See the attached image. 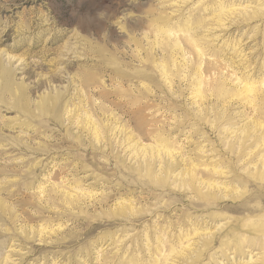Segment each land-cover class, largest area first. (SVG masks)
<instances>
[{
  "label": "rangeland",
  "instance_id": "374dc122",
  "mask_svg": "<svg viewBox=\"0 0 264 264\" xmlns=\"http://www.w3.org/2000/svg\"><path fill=\"white\" fill-rule=\"evenodd\" d=\"M263 150L264 0H0V264H264Z\"/></svg>",
  "mask_w": 264,
  "mask_h": 264
},
{
  "label": "bare ground",
  "instance_id": "6f19581e",
  "mask_svg": "<svg viewBox=\"0 0 264 264\" xmlns=\"http://www.w3.org/2000/svg\"><path fill=\"white\" fill-rule=\"evenodd\" d=\"M256 14V13H255ZM246 87H248L247 85H246ZM249 89H251V87H248ZM248 89V90H249ZM262 147V146H261ZM264 151V150H263ZM262 157L264 158V156L262 155ZM261 161H262V159H261ZM264 161V160H263ZM263 163V162H262ZM263 165V164H262ZM261 165V167H263ZM260 167V166H259ZM260 167V168H261ZM260 168H259V170H260ZM262 169V168H261ZM253 175V174H252ZM251 175V176H252ZM257 176H258V174H257ZM254 182V181H253ZM260 189V188H259ZM243 197V196H242ZM264 198V197H263ZM204 199H206V198H204ZM209 199V198H208ZM243 199V198H242ZM211 200V199H210ZM215 200V199H214ZM264 202V201H263ZM215 204H216V202H215ZM245 206V205H244ZM244 206H242V207H244ZM247 208V207H246ZM241 210V209H240ZM249 210V209H248ZM252 210V209H251ZM243 211V210H242ZM245 211V210H244ZM256 211V210H255ZM249 213V212H248ZM254 213V212H253ZM258 213V212H257ZM251 214V213H250ZM256 214V213H255ZM236 226H234L233 228H232V230H231V235H233V244L235 245V247H236V249L235 250H238V249H240L241 247H242V245L244 244V243H246V245H252V244H254L255 242L252 240V239H249V238H247L244 234V236L243 235H238V232H240V231H244L245 230V232L246 233H248V234H251V235H260V237H262L261 238V240L260 241H264V224H262V225H260V224H257V226H253V227H247L246 225H241V226H239V228H238V224H235ZM255 227V228H254ZM240 236H242V237H240ZM258 243V242H257ZM244 247V246H243Z\"/></svg>",
  "mask_w": 264,
  "mask_h": 264
}]
</instances>
